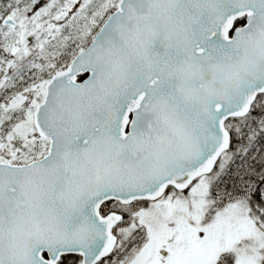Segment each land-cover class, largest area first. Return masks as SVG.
Returning a JSON list of instances; mask_svg holds the SVG:
<instances>
[{
  "label": "snow or ice",
  "instance_id": "obj_1",
  "mask_svg": "<svg viewBox=\"0 0 264 264\" xmlns=\"http://www.w3.org/2000/svg\"><path fill=\"white\" fill-rule=\"evenodd\" d=\"M0 264H264V0H0Z\"/></svg>",
  "mask_w": 264,
  "mask_h": 264
}]
</instances>
